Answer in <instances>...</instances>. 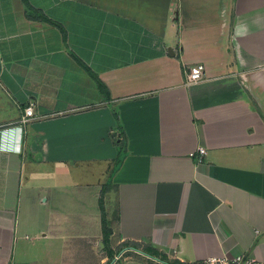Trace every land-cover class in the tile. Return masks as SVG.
<instances>
[{"label": "crops", "instance_id": "1", "mask_svg": "<svg viewBox=\"0 0 264 264\" xmlns=\"http://www.w3.org/2000/svg\"><path fill=\"white\" fill-rule=\"evenodd\" d=\"M27 2L59 26L0 0V264L264 262V0Z\"/></svg>", "mask_w": 264, "mask_h": 264}, {"label": "trees", "instance_id": "2", "mask_svg": "<svg viewBox=\"0 0 264 264\" xmlns=\"http://www.w3.org/2000/svg\"><path fill=\"white\" fill-rule=\"evenodd\" d=\"M24 1V4L26 6V9H27V13H28V16L29 15H32L33 14V18L34 19H41L43 21H47V22H50V23H53L55 24L56 26H59L57 25L56 23H54L53 21H50L48 18H46L43 14H37L35 13L36 11L33 10L29 3L27 2V0H23ZM29 12H32V14H29ZM87 71L89 72V74L91 75V77L94 79V81L96 82V85L98 86V88L104 93V95L107 96V90L105 88V86L102 84V82L94 75V73H92L88 68H87ZM118 142H117V145H118V154H117V157L115 159V162H114V167L111 171V173H113L115 171V168L120 164L121 162V158L122 156L125 154V147H126V138H125V135L124 133L121 131L120 132V135H119V138H118ZM106 190V187L103 186L102 187V190H101V195H103V193L105 192ZM100 195V198H99V208H100V216H101V228H102V234H103V240H104V243H107L108 241V237L110 235V231H109V220L106 219V215H105V212H104V207H103V200H102V196ZM125 247L126 246H129V247H134V248H138L139 246L135 243V242H126L123 244ZM143 250H145L147 254H150L152 256H156V257H159L161 260H164V261H167V257L161 253H159L156 249H154L152 246L149 247V246H146L143 248ZM113 259V252H109V261L107 262V264ZM170 264H185V263H181L177 260H174L172 261Z\"/></svg>", "mask_w": 264, "mask_h": 264}, {"label": "built area", "instance_id": "3", "mask_svg": "<svg viewBox=\"0 0 264 264\" xmlns=\"http://www.w3.org/2000/svg\"><path fill=\"white\" fill-rule=\"evenodd\" d=\"M203 76V65L195 64L189 67L185 72V78L187 83H193L200 79ZM34 102L30 101L29 104L23 108V114L21 116L20 122L25 123L30 120L32 117H35L34 113ZM198 153L204 154V148L199 147ZM200 157L198 158V161ZM196 264H264V262H259L251 256L248 255H237L232 258H227L224 256H211L201 260Z\"/></svg>", "mask_w": 264, "mask_h": 264}, {"label": "rangeland", "instance_id": "4", "mask_svg": "<svg viewBox=\"0 0 264 264\" xmlns=\"http://www.w3.org/2000/svg\"><path fill=\"white\" fill-rule=\"evenodd\" d=\"M43 211L44 210L42 208V209H34L32 212H33V215L35 217L37 214H42ZM110 221H109V225H108L109 229H110ZM85 226L86 225H84L83 222H82L81 225H80V229L85 231L86 230ZM87 228H89V226ZM23 232H25V233L22 234L21 238H22V242H24L26 244V247L24 248V253L23 254H26L27 256H28V254H30L31 257H33L34 254H36L38 252L39 248L37 249L35 247H36V244L39 242V240H37V237L35 235L36 234L35 231H23ZM25 234H27V238L25 237ZM32 244H34V245H32ZM32 261H34V259ZM25 264H29V263H25ZM30 264H38V262H33V263H30Z\"/></svg>", "mask_w": 264, "mask_h": 264}, {"label": "water", "instance_id": "5", "mask_svg": "<svg viewBox=\"0 0 264 264\" xmlns=\"http://www.w3.org/2000/svg\"><path fill=\"white\" fill-rule=\"evenodd\" d=\"M125 249L135 250L136 252L141 253V254H143V255H146V256H148L149 258H151V259H153V260H155V261H158V262H160V263H163V264H170V263H168L167 261L161 260L159 257L152 256V255H150V254L145 253V252L142 251L141 249L134 248V247H126ZM125 249H124V250H125ZM114 259H115V258H113L111 261L113 262ZM111 261H110V262H111Z\"/></svg>", "mask_w": 264, "mask_h": 264}]
</instances>
